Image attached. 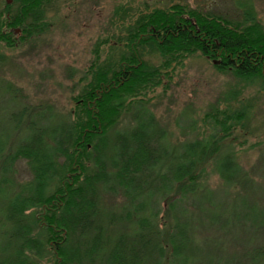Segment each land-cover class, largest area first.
Listing matches in <instances>:
<instances>
[{
	"label": "trees",
	"instance_id": "16d2710c",
	"mask_svg": "<svg viewBox=\"0 0 264 264\" xmlns=\"http://www.w3.org/2000/svg\"><path fill=\"white\" fill-rule=\"evenodd\" d=\"M60 1L3 0L0 43L14 49L47 30ZM237 8V19L182 3L132 19L120 8L121 35L94 45L66 116L49 105L9 114L7 130L0 125V264H191L184 202L198 192L207 164L225 153L216 171L227 186L239 182L242 167L223 146L246 127L252 107L231 95L206 113L205 135L174 145L149 94L167 88L195 55L264 89V25L251 0ZM125 115L132 124L119 129ZM20 161L31 179L15 186ZM104 196L122 201L120 220L129 228L112 231ZM164 203L170 222L161 216ZM235 215L264 221L256 205ZM252 261L264 264V247Z\"/></svg>",
	"mask_w": 264,
	"mask_h": 264
},
{
	"label": "rangeland",
	"instance_id": "374dc122",
	"mask_svg": "<svg viewBox=\"0 0 264 264\" xmlns=\"http://www.w3.org/2000/svg\"><path fill=\"white\" fill-rule=\"evenodd\" d=\"M264 25V0H251ZM188 4L217 14L239 18L238 0H61L49 13V28L14 49L0 43V125L7 130L8 116L25 105L52 106L61 116L69 113L73 92L93 60L94 45L103 39L121 35L117 11L130 9L132 18L155 7ZM3 0H0V7ZM131 19H127L126 22ZM261 83L219 72L211 60L195 55L180 67L167 88L149 94V108L160 125L169 132V141L177 145L208 132L205 115L212 108H224L235 95L250 104L252 116L245 128L237 129L225 141L224 152L234 153L242 174L238 183L227 186L219 177L225 153L215 164L206 166V174L195 196H189L187 208L191 224V264H262L252 258L264 247V221L253 224L237 219L244 205H256L264 214V89ZM125 115L119 129L130 126ZM10 144L16 133L11 132ZM12 179L15 186L31 179L24 161L17 163ZM104 210L114 217L115 228H129L120 220L122 201L103 197ZM166 204L161 216L170 222ZM261 211V212H260ZM264 216V215H263ZM264 219V218H263Z\"/></svg>",
	"mask_w": 264,
	"mask_h": 264
}]
</instances>
